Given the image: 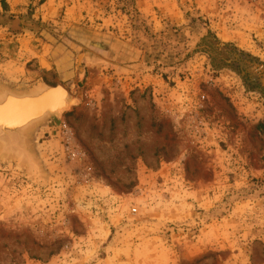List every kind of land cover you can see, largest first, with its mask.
<instances>
[{
	"label": "rangeland",
	"instance_id": "1",
	"mask_svg": "<svg viewBox=\"0 0 264 264\" xmlns=\"http://www.w3.org/2000/svg\"><path fill=\"white\" fill-rule=\"evenodd\" d=\"M1 2L0 86L70 96L0 150V264H264V0Z\"/></svg>",
	"mask_w": 264,
	"mask_h": 264
},
{
	"label": "water",
	"instance_id": "2",
	"mask_svg": "<svg viewBox=\"0 0 264 264\" xmlns=\"http://www.w3.org/2000/svg\"><path fill=\"white\" fill-rule=\"evenodd\" d=\"M69 96L59 83L40 82L27 90L0 86V150L33 161L26 148L28 131L64 110Z\"/></svg>",
	"mask_w": 264,
	"mask_h": 264
},
{
	"label": "trees",
	"instance_id": "3",
	"mask_svg": "<svg viewBox=\"0 0 264 264\" xmlns=\"http://www.w3.org/2000/svg\"><path fill=\"white\" fill-rule=\"evenodd\" d=\"M2 6L3 5H5V2H4V0H2ZM157 41H156V45H155V48H157V47H160V45H161V43L160 42H158V39H156ZM160 50V49H159ZM159 53V52H158ZM261 126L264 128V122H263V124H261Z\"/></svg>",
	"mask_w": 264,
	"mask_h": 264
},
{
	"label": "bare ground",
	"instance_id": "4",
	"mask_svg": "<svg viewBox=\"0 0 264 264\" xmlns=\"http://www.w3.org/2000/svg\"><path fill=\"white\" fill-rule=\"evenodd\" d=\"M68 103H69V99H68V102L66 103V106H65V108H64V110L66 109V107L68 106ZM64 110H62L61 112H59L58 114H56V115H60ZM30 166H32L31 164H30Z\"/></svg>",
	"mask_w": 264,
	"mask_h": 264
}]
</instances>
